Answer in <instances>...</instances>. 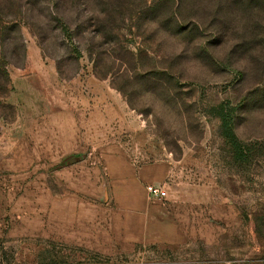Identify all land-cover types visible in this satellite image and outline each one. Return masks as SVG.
Returning <instances> with one entry per match:
<instances>
[{
	"label": "rangeland",
	"instance_id": "1",
	"mask_svg": "<svg viewBox=\"0 0 264 264\" xmlns=\"http://www.w3.org/2000/svg\"><path fill=\"white\" fill-rule=\"evenodd\" d=\"M15 1L0 264H264V0Z\"/></svg>",
	"mask_w": 264,
	"mask_h": 264
},
{
	"label": "trees",
	"instance_id": "2",
	"mask_svg": "<svg viewBox=\"0 0 264 264\" xmlns=\"http://www.w3.org/2000/svg\"><path fill=\"white\" fill-rule=\"evenodd\" d=\"M15 0H0V9L2 7H8L14 5ZM7 25H11L10 21H6L4 19V15L0 12V48L5 43V39L7 38L8 30L10 29ZM4 59L0 56V94H2L7 85V74L6 69L4 68ZM222 125L220 127V132L228 141L230 147L232 148L231 151V158L233 162L238 166L241 167L248 159L253 158L256 152L255 144H245L243 145L234 135L233 129L231 128L230 119L228 115L221 117Z\"/></svg>",
	"mask_w": 264,
	"mask_h": 264
},
{
	"label": "built area",
	"instance_id": "3",
	"mask_svg": "<svg viewBox=\"0 0 264 264\" xmlns=\"http://www.w3.org/2000/svg\"><path fill=\"white\" fill-rule=\"evenodd\" d=\"M145 190L149 195V197L152 199L161 200L166 196V191L164 187L159 185H153V184L146 185Z\"/></svg>",
	"mask_w": 264,
	"mask_h": 264
}]
</instances>
